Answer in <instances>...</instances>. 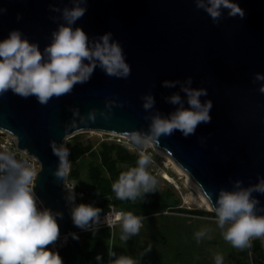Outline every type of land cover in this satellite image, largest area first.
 Returning <instances> with one entry per match:
<instances>
[{"label":"water","instance_id":"1","mask_svg":"<svg viewBox=\"0 0 264 264\" xmlns=\"http://www.w3.org/2000/svg\"><path fill=\"white\" fill-rule=\"evenodd\" d=\"M244 17L228 11L218 23L198 9L195 0H88L82 27L90 41L106 32L119 42L131 72L127 78L108 76L97 67L91 78L76 84L70 94L41 105L32 96L11 90L0 95V128L18 147L37 158L40 170L35 193L57 217L60 236L67 237L81 264L72 233L71 212L63 190L64 178L55 175L59 159L52 145H63L75 133L91 130L128 136L138 132L166 152L197 184L212 209L221 190L233 191L235 182L248 187L264 178V0H234ZM72 7L71 0H0V40L18 29L22 38L39 45L51 43L52 32L64 21L51 8ZM19 16V19L17 17ZM188 77L193 88H204L210 100L211 122L201 123L194 135L174 131L151 139L152 117L167 118L177 105L168 97L179 93ZM180 81L174 88L162 82ZM151 94L154 107L145 110L143 97ZM264 207V195L253 193ZM258 214L264 215V212ZM263 249H264V237Z\"/></svg>","mask_w":264,"mask_h":264},{"label":"clouds","instance_id":"2","mask_svg":"<svg viewBox=\"0 0 264 264\" xmlns=\"http://www.w3.org/2000/svg\"><path fill=\"white\" fill-rule=\"evenodd\" d=\"M88 0H71L72 7L63 9L53 6V12L61 13L64 21L52 32L51 43L43 51L39 45L22 38L18 29L11 30L7 38L0 40V95L11 90L22 98L34 96L41 105H46L53 97L70 94L76 84L87 82L95 69L99 67L106 75L117 78H127L131 69L125 60L123 49L119 42L112 39V33L106 32L99 39L90 41L82 27H73L82 18L87 8ZM196 7L205 11L214 23H218L223 11L228 16L244 17V10L234 0H195ZM5 9L0 8V13ZM19 19V16L17 17ZM256 79L264 81V74H257ZM192 78L188 77L180 85L187 98L188 107L184 106L179 93L168 97V102L177 105L174 112L167 118L159 114L152 117L150 125L151 139L156 143L159 137L170 136L174 131H180L183 136L194 135L201 123H210V100L201 102L200 97L207 95L204 88H193ZM180 81L165 80L162 86L174 88ZM264 92V88H261ZM143 108L154 107L155 99L151 94L143 97ZM132 142L139 144L141 135L138 132L127 134ZM53 154L59 159L55 175L63 178L69 171L71 155L68 147L52 145ZM0 264H63V258L49 246L60 236L57 217L62 213H54L49 208L41 210L38 207V197L35 193L34 171L24 167L13 158L0 154ZM149 157L141 154L137 166L122 172L113 183L112 190L118 199L135 201L142 193L155 191L157 181L147 170ZM241 181L235 182L233 191L221 190L214 210L219 228L223 229L224 239L234 248H251L253 238L264 237V207L253 193L264 195V178L248 187H242ZM75 202V197L68 198ZM103 209L91 204H75L71 209V218L75 227L82 230L98 231L100 215ZM145 217L136 216L131 212L115 213V221L120 222L124 243L139 234L142 220ZM111 226V225H109ZM206 230L196 233L199 241ZM73 239H79L76 233H70ZM67 239V238H66ZM151 250L145 249L141 256ZM110 264H139L131 256L119 255L108 249ZM96 261L102 262V256L97 255ZM216 264H223V257L216 256Z\"/></svg>","mask_w":264,"mask_h":264},{"label":"rangeland","instance_id":"3","mask_svg":"<svg viewBox=\"0 0 264 264\" xmlns=\"http://www.w3.org/2000/svg\"><path fill=\"white\" fill-rule=\"evenodd\" d=\"M73 137L83 143L90 142L94 150H97L99 144L105 141L125 147L138 159L141 154L147 155L149 163L146 165V170L157 181L155 191L152 192L162 196L170 206L160 212L147 208L131 210L130 212L134 215L145 217V219L142 220L143 226L139 234L131 237L125 243L120 239L122 234L120 223L111 229L105 228L97 232H90L93 233L89 236L92 239L90 264H110L107 254L109 248H112L117 256H131L139 261V264H216L218 254L223 257V264H264L262 237L253 238L251 248H234L230 242L224 239V230L218 226L215 211H209L203 206L199 196L202 191L197 184L192 180L193 187H187L184 183L185 176L177 175L172 166L166 168L167 160L158 155L154 149L146 148L144 143L146 138L141 137V142L136 144L129 136L116 138L103 132L81 131L64 139L63 145L66 146ZM90 160L91 157L86 155L80 161L70 163V169L75 168L79 173V178L74 181L82 189L87 182V165ZM137 161L134 163L135 167ZM164 172H168L175 178L180 188L165 179ZM68 178L71 179L69 175ZM186 197H189L187 201ZM148 200L152 201L153 198L149 197ZM178 201L179 203H177ZM108 204H112L111 199L106 206ZM176 209L183 211L177 212ZM201 230H206V234L198 241L196 233ZM90 233L79 236V242L84 243ZM256 240L258 249L254 250ZM149 245L151 250L141 256V253ZM98 254L102 256V262L96 261L95 258Z\"/></svg>","mask_w":264,"mask_h":264},{"label":"trees","instance_id":"4","mask_svg":"<svg viewBox=\"0 0 264 264\" xmlns=\"http://www.w3.org/2000/svg\"><path fill=\"white\" fill-rule=\"evenodd\" d=\"M69 148L71 155L68 157L70 163L80 161L84 156L89 155L91 160L88 162L87 182L85 187L81 190L87 193V200L95 201V207L104 209L106 204L110 201L116 210L125 213L131 210H140L147 208L148 210L160 212L170 206L164 201L162 196H158L153 192L142 193L135 201L118 199L115 192L112 190V185L118 180L122 172H126L129 168L135 167V161L138 160L136 155L131 154L125 147L102 141L97 150L93 149L90 142L83 143L77 138L73 137L66 145ZM125 165V167H123ZM69 177L72 180L79 178V173L75 168L69 171ZM152 197L153 200H148ZM99 200V202H98ZM179 203V201L177 202ZM179 205V204H178ZM177 212H182L181 209H176ZM198 213V212H197ZM90 233L84 243L75 239L81 256V264H90L91 262V245L92 239L89 237ZM254 250L258 249L257 240L254 242ZM65 264H77V256L71 246L67 245L61 251Z\"/></svg>","mask_w":264,"mask_h":264},{"label":"built area","instance_id":"5","mask_svg":"<svg viewBox=\"0 0 264 264\" xmlns=\"http://www.w3.org/2000/svg\"><path fill=\"white\" fill-rule=\"evenodd\" d=\"M114 137L119 138L117 136ZM0 154H4L6 156L13 158L15 161H17L24 167H30L31 169H33L35 174L34 175V186H35L36 177L40 170V162L37 160L36 157L28 154L27 151L20 149L18 147V142L16 137L11 135L7 131L2 130L1 128H0ZM4 163H7V161H0V164H4ZM69 171L65 174V178L62 186L66 194L67 205L70 212H71V208L74 207L75 204H79V203L91 204L92 206L95 207L94 201L87 200V193L81 190L74 180L68 178ZM73 195L75 197L74 203L68 199L70 196ZM38 207L41 210L47 208L43 200H41L39 197H38ZM118 212H123V211L116 210L112 204H108L106 208H104L103 211L101 212L100 215L101 222L98 226V230L105 228L111 229L117 224H119L120 222L115 221V213ZM90 232L93 231L91 229L82 230L80 228L75 227L74 224L72 226V233H76L78 237L84 236ZM66 238H67L66 236H59V239L53 245L49 246L53 251H57L61 257H62L61 251L68 245ZM63 264H65L64 259H63Z\"/></svg>","mask_w":264,"mask_h":264},{"label":"bare ground","instance_id":"6","mask_svg":"<svg viewBox=\"0 0 264 264\" xmlns=\"http://www.w3.org/2000/svg\"><path fill=\"white\" fill-rule=\"evenodd\" d=\"M84 131H91V130H84ZM96 132H101V131H96ZM109 134L113 135V136H117V137L127 138V137H123V136H120V135H115V134H111V133H109ZM144 141H145L144 143L146 144V148L154 149L157 152L158 155H160L161 157H163V158H165L167 160V163L165 164L166 168H169L170 166H172V168L177 173V175L186 177L185 178L186 180L184 182L185 185L187 187H193L194 182L192 181V179L187 174L186 175L184 174L185 172L181 169V167L166 152H164L163 150L158 148L149 139L146 138V139H144ZM163 176L169 182H171L172 184H174L175 186L180 188L179 183L168 172H164ZM199 196H200V200H201L203 206H205L209 211H214V210H210V209H212V207H211L210 203L208 202V200L205 198V196L201 192H200ZM185 199L187 201L189 199V197H186Z\"/></svg>","mask_w":264,"mask_h":264}]
</instances>
